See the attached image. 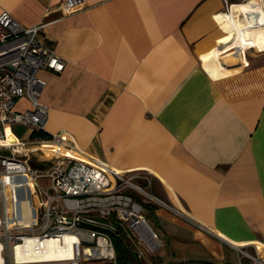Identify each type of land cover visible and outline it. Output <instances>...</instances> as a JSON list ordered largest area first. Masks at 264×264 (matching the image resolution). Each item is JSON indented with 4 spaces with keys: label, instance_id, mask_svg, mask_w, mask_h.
I'll return each instance as SVG.
<instances>
[{
    "label": "crops",
    "instance_id": "0c3cea01",
    "mask_svg": "<svg viewBox=\"0 0 264 264\" xmlns=\"http://www.w3.org/2000/svg\"><path fill=\"white\" fill-rule=\"evenodd\" d=\"M60 1L0 0V14L46 21L44 39L65 60L39 71L46 130L87 159L151 172L167 206L145 203L163 242L148 264H237L241 249L264 246V51H249L264 49V12L233 29V0H83L71 13ZM10 132L31 135L20 123ZM11 185L15 205L26 188Z\"/></svg>",
    "mask_w": 264,
    "mask_h": 264
},
{
    "label": "built area",
    "instance_id": "2783aa9c",
    "mask_svg": "<svg viewBox=\"0 0 264 264\" xmlns=\"http://www.w3.org/2000/svg\"><path fill=\"white\" fill-rule=\"evenodd\" d=\"M82 3L62 0L56 8L71 13ZM46 24L40 20L25 25L6 11L0 14V264H86L94 260L117 264L112 229L106 224L124 225L129 237L142 246L136 251L141 259L144 252L154 253L161 246L144 215L145 203H167L152 192V174L147 169L121 170L105 161L87 159L70 136L46 130L48 109L40 101L46 81L39 71L60 72L65 66V60L44 39ZM23 95L30 107L16 111V99ZM13 123L31 133L48 132L50 138L13 139ZM30 145L59 151L39 157ZM32 160L47 166L33 167ZM13 173L24 174L29 188V212L23 217H16L10 183ZM252 245L253 253L244 249L241 253L251 264H264V246Z\"/></svg>",
    "mask_w": 264,
    "mask_h": 264
},
{
    "label": "rangeland",
    "instance_id": "374dc122",
    "mask_svg": "<svg viewBox=\"0 0 264 264\" xmlns=\"http://www.w3.org/2000/svg\"><path fill=\"white\" fill-rule=\"evenodd\" d=\"M241 1H243V0H233L232 1V2L236 3V4H233L231 6L230 16H231L232 19H236V17H239V19L247 21V16L245 15V12L247 10L254 11L258 7H259V9L262 8L261 6L252 4L248 0L249 4L252 6V9H248L246 7V5H244L242 3H239V4L237 3V2H241ZM260 19L262 21H264V14H262L260 16ZM235 22L239 23L238 21H235ZM249 49H250L249 51L252 52V53H260V52L264 51V49L260 50V49L254 48V47L249 48ZM24 103H25V98L23 97V98L19 99V101L17 100L16 107H20ZM24 108L26 109V106L23 107V110H24ZM23 130H24L23 126H20L19 124L13 125V132L16 135H22L23 134ZM39 147L41 148L42 151H39V150L34 151V153L37 154L39 157L47 158V157L51 156V154H52L51 151L52 152L54 151V147L50 148V147L45 146V145H42V146H39ZM30 164L33 167H39V168H45L47 166L46 163H37L34 160L30 161ZM40 180H41L42 183H45V184L48 183L46 179H40ZM22 182H23V180L21 178H19V179L13 180L10 183L13 184V185H15V184H21L22 185ZM11 190H12V185H11ZM138 197L147 199L143 195H139ZM18 202H23V200L22 201H18ZM18 202L15 201V205ZM24 205H25V202H24ZM144 207H145L144 208V215L147 218V220L150 223V225L152 226V228L154 229V231L156 232V234H157V236H158V238H159V240L161 242V246L155 251L157 253L161 249L163 242H162V238H161V235H160V232H159V228L157 227L156 223L154 222L153 206L149 205V204H146ZM7 212H8V218H10V199L9 198H7ZM135 244L138 247H140V248L142 247L140 244H137V243H135ZM147 254L148 253H146L145 257L143 256V258H141L142 264H148L149 260L151 261L152 257H148L149 255H147ZM243 257H244V255L242 254V256L240 257V260L237 262V264H251V261L248 262V263H245L244 260L242 259ZM86 264H109V263L107 261H103V260H94V261H88V262H86Z\"/></svg>",
    "mask_w": 264,
    "mask_h": 264
},
{
    "label": "trees",
    "instance_id": "16d2710c",
    "mask_svg": "<svg viewBox=\"0 0 264 264\" xmlns=\"http://www.w3.org/2000/svg\"><path fill=\"white\" fill-rule=\"evenodd\" d=\"M30 138L33 140L48 139L50 135L45 131H34L31 133ZM55 151H59L57 147H55ZM116 228L117 231L111 230V236L114 242L117 264H140L135 250V242L123 227L116 225Z\"/></svg>",
    "mask_w": 264,
    "mask_h": 264
},
{
    "label": "bare ground",
    "instance_id": "6f19581e",
    "mask_svg": "<svg viewBox=\"0 0 264 264\" xmlns=\"http://www.w3.org/2000/svg\"><path fill=\"white\" fill-rule=\"evenodd\" d=\"M252 4L254 5H258V6H261V3L262 1L261 0H249ZM252 9V8H250ZM258 8H256L254 11L258 10ZM235 10V9H234ZM254 11H251V10H247L246 13L247 14H251L252 12ZM260 11L261 12H264V9L260 8ZM245 13V14H246ZM225 22L228 26L232 27L233 29L236 28V25L239 24L237 22H235L231 16H230V12H227L226 15H225ZM246 24V23H245ZM257 24V23H255ZM38 145H30L29 149L31 151L35 150L37 148ZM21 178L23 180V184L25 185V188H26V192L24 194V202H25V205H24V202H18L16 205H14L16 207V210L18 213H16V217H23V216H26L29 212V202H28V198H29V188H28V185L26 184V179H25V175L22 174V173H13L11 174L10 176V182H12L13 180L15 179H19ZM18 188V187H17ZM71 242L70 239H68V242L67 244L69 245ZM59 246V245H58ZM70 246V245H69ZM58 249H62V248H59ZM70 252V250H69Z\"/></svg>",
    "mask_w": 264,
    "mask_h": 264
},
{
    "label": "water",
    "instance_id": "95a60500",
    "mask_svg": "<svg viewBox=\"0 0 264 264\" xmlns=\"http://www.w3.org/2000/svg\"><path fill=\"white\" fill-rule=\"evenodd\" d=\"M257 13H258V12L255 11V14H257ZM106 226H108L109 228H111V229L114 230V231H117V228H116L115 226L111 225V224H106Z\"/></svg>",
    "mask_w": 264,
    "mask_h": 264
}]
</instances>
